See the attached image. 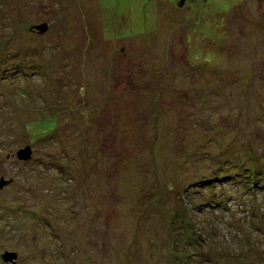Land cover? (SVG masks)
Masks as SVG:
<instances>
[{
	"label": "rangeland",
	"instance_id": "rangeland-1",
	"mask_svg": "<svg viewBox=\"0 0 264 264\" xmlns=\"http://www.w3.org/2000/svg\"><path fill=\"white\" fill-rule=\"evenodd\" d=\"M181 2L0 0V264H264V0Z\"/></svg>",
	"mask_w": 264,
	"mask_h": 264
},
{
	"label": "water",
	"instance_id": "water-1",
	"mask_svg": "<svg viewBox=\"0 0 264 264\" xmlns=\"http://www.w3.org/2000/svg\"><path fill=\"white\" fill-rule=\"evenodd\" d=\"M183 3V0L180 4ZM38 29H40V33H43L46 29H47V25L44 23L42 25H38L37 26ZM31 154H32V148L30 145H26L23 148H20L17 150L16 155L18 159H22V160H28L31 158ZM11 180H5L3 178L0 179V187L8 184ZM3 260L5 261H13L15 262V259L17 258V253L15 252H6L2 255ZM15 264H17L15 262Z\"/></svg>",
	"mask_w": 264,
	"mask_h": 264
},
{
	"label": "trees",
	"instance_id": "trees-1",
	"mask_svg": "<svg viewBox=\"0 0 264 264\" xmlns=\"http://www.w3.org/2000/svg\"><path fill=\"white\" fill-rule=\"evenodd\" d=\"M221 167H222V166H221ZM218 169H220V168H217L216 171H217ZM261 176H263V174H262ZM224 178H225V177H224ZM260 178H261V177H260ZM206 182H207V181H206Z\"/></svg>",
	"mask_w": 264,
	"mask_h": 264
}]
</instances>
